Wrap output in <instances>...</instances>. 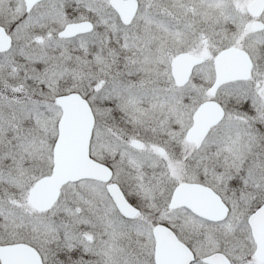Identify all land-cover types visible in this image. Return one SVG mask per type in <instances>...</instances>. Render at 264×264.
<instances>
[{
  "label": "snow or ice",
  "instance_id": "obj_1",
  "mask_svg": "<svg viewBox=\"0 0 264 264\" xmlns=\"http://www.w3.org/2000/svg\"><path fill=\"white\" fill-rule=\"evenodd\" d=\"M0 264H264V0H0Z\"/></svg>",
  "mask_w": 264,
  "mask_h": 264
}]
</instances>
